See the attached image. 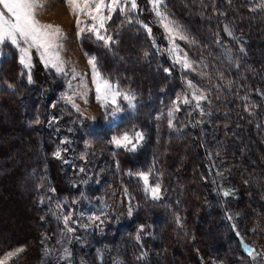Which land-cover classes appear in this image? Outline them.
<instances>
[{
  "label": "trees",
  "instance_id": "1",
  "mask_svg": "<svg viewBox=\"0 0 264 264\" xmlns=\"http://www.w3.org/2000/svg\"><path fill=\"white\" fill-rule=\"evenodd\" d=\"M160 5L163 15L186 37L181 44L193 62L191 68L174 62L159 29L151 23L149 33L139 25L144 16L138 13L139 24L131 15L113 14L106 23L107 35L112 37L108 45L81 37L83 50L94 55L105 79L134 97V109L125 116L128 120L117 122L112 130L133 129L144 136L142 150L134 159L121 148L113 150L117 191L131 208L130 218L122 225L117 224L120 210L113 207L109 221L90 231L80 230L81 218L73 214L82 207L78 203L89 200L97 208L104 206V212L113 203L106 205L108 194L101 193L94 182L82 195L80 180L89 163L78 155L81 149L67 139L65 129L50 126L54 122L49 117L57 118V111L50 108L56 91L51 93V86L44 93L39 82L26 86L16 54L4 46L10 55L0 66V110L15 114L11 130L0 128V142L6 135L21 133L7 149L0 144V190L9 182L7 193L22 180L23 203L34 225L22 236L0 237V257L14 248L24 249L8 264H235L234 255L226 251L210 256L202 250L206 242L198 231L208 216L241 255H248L244 244L256 255L263 254L251 241L248 227L264 219V4L259 0H163ZM223 23L231 28L235 41L225 36ZM124 55L133 59L124 60V68L115 65ZM145 73L148 76L141 78ZM194 91L206 97L200 108L192 100ZM185 97L190 103L182 102ZM59 110L73 114L65 105ZM62 120L70 126L69 116ZM82 130L85 135L95 131L88 125ZM16 151L18 164L5 163ZM147 166L160 185L159 198H153L137 176ZM222 186L231 193L222 195ZM226 210L235 216L242 241L225 223ZM65 216L71 217L68 227L73 232L67 231ZM160 221L163 227L157 226ZM47 248H55L54 254ZM175 251L177 259L171 256Z\"/></svg>",
  "mask_w": 264,
  "mask_h": 264
},
{
  "label": "rangeland",
  "instance_id": "2",
  "mask_svg": "<svg viewBox=\"0 0 264 264\" xmlns=\"http://www.w3.org/2000/svg\"><path fill=\"white\" fill-rule=\"evenodd\" d=\"M162 1L163 0H161L160 4L162 3ZM259 1L264 4V0ZM105 2L109 3L110 0H105ZM136 4L137 8L135 10L131 9L130 3L123 4L125 11L121 12L120 8L118 7L116 11L111 13V17L116 12H121L124 15L133 16L134 20L136 21L137 13L140 17H142L143 15L144 17H142V21L140 20L139 22L141 24H139L137 21L136 22L139 25H142V27L144 26L143 28L147 29V31L148 29H153L151 23L159 29L158 32L162 35L163 40L166 42L168 52L170 56L175 60L174 62H176L177 57L183 59L186 55L188 61L191 63V65H193V62L188 58L187 52L181 44V42L185 39H180L179 36H176L174 39L169 38V33L166 31L163 24L161 23V17L157 16L156 11L154 10V5L151 0H136ZM160 4L159 11L161 12ZM104 14L106 16L109 15L107 10H105ZM163 16L166 17L165 15ZM38 18L43 22L58 24L64 30L65 38L61 41V43H63L64 45V49L61 52V56L65 61L64 71L57 72L54 68L50 66L45 67L35 49L30 50L32 64L31 69L25 68L20 63L19 49L14 45H11L9 42L0 45V66L1 63L4 62L5 57H7L9 54L8 50H5V48H7L5 45H8L12 48L10 49L12 53L16 54V62L20 64L21 72L25 74V79H23V81L25 80L24 83L26 86H37V83L39 82L40 84L38 85V88L40 87L39 89L46 94L51 86L54 88V90L50 88L51 93H54V91H56V96L51 102L50 108H53L57 111V118L53 116L49 117V120L54 122L51 123L50 126H53V128H55L56 130L65 129L68 133L67 139L69 141L72 140L74 144L79 145L78 148L81 150L78 151V155L81 157V159L85 161V163H89V170H86L87 173L83 174L84 177L80 180L82 195H87V187L92 188L91 183L94 182L101 190V193L108 194V198L105 200L106 205L111 202L113 203L110 205V208L107 210V212L102 211V208H105L104 206L97 208V206H95V204L91 203L89 200H85L83 203H78L82 207H77L73 214L76 218H81L79 225L80 230L88 231L93 226L98 227L101 223H104V221H109V217L114 214L113 207H116V209L119 208L120 212L118 215L121 218H119L117 224L122 225L126 219L130 218L131 215H129V209L131 208L130 206H127V201H124L123 196L117 191L116 180L118 181V178L116 176L117 169L115 165L116 162L114 159L116 158V155L113 153V150H116L117 147L112 143V137L120 136L125 132H128L129 134H134L138 130L134 132L133 129L123 131V129L118 128L116 130H112L113 127L111 126H113L117 122H126L128 120L125 116H128V113H131L134 109V97L128 92L120 91L115 84L109 81L117 88L121 95L116 97L115 104H113L111 102V99H109L103 107L101 106V103L96 98L95 85L93 84L92 68L88 63L89 58L93 57L94 55L91 53L90 55L86 53L82 48L83 46L81 45V37L83 35L86 38L85 41H92L94 40V38H97L95 34L88 31H85L79 37L77 36L75 17L71 15L67 6L63 3V0H50V6L46 10L42 11L39 14ZM81 19L85 22V24L90 25L93 23L87 16H81ZM147 19L149 21H147ZM108 20L106 21V23L108 22ZM165 22L171 21L166 17ZM106 23L104 29H101V34L108 36L106 31ZM145 23H150V26ZM145 25L147 27H145ZM171 26L176 27L172 22ZM222 28L223 33L227 38L233 41L236 40L234 34L231 31V28H229L226 23H223ZM229 32H231V35H229ZM174 46L177 48V51L175 53L172 51ZM238 47L241 49V51L244 52V48L240 44L238 45ZM119 59L120 60H117L116 62L114 61V64L124 68L125 65L123 61H130L133 59V57L129 59L128 56L124 55V57H119ZM179 64L182 65V63ZM97 70L99 71L101 77L105 79L98 67ZM193 70L196 69L193 68ZM29 71L31 72L32 83H29L28 81L27 73ZM142 75L141 78L148 76L147 73ZM124 94L130 95L132 97L131 101L125 100ZM259 96L262 97L261 95ZM69 97H71V101H69ZM64 105L68 106L69 109L73 112V114L70 115L66 111L65 114L62 110H59V107ZM73 105H76V107H74ZM27 106H29V104ZM77 107L79 108V111H77ZM117 108L119 109V111H117ZM4 112L5 111L3 109L0 110V128L3 127L7 128V130H11V119L13 118L15 112H12V114H7L6 112ZM205 112L209 114L208 110H206ZM61 113H63V115ZM63 116H69L70 126H64V124L68 125V122H64L62 120ZM86 125H88L89 128L95 130L94 134L85 135L86 132L82 129L86 127ZM20 133L21 131H17L16 133L6 135L3 139L4 141L0 142V144L5 149H7L9 142L14 140L17 141V138ZM143 141L144 138L142 141H140L134 151H128L124 148L121 149L127 151L129 153V157L131 159H134V155L136 154V152L138 150H142L141 146L143 144ZM14 155H19V152H14L12 156L10 155V159L5 158L4 162L8 165H11V163L9 162L10 160H14ZM141 158L143 160L142 156ZM16 164H18V162L14 160L13 165L15 166ZM80 167L81 166H79V168ZM8 169L9 166L5 167L3 171H6ZM83 172H85V170ZM142 172L149 174L148 186L154 187L157 183L153 179V172L149 169L148 166ZM141 181L144 184V181L142 179ZM21 184L22 180H19L15 189H11L10 191L8 190L7 193H5V189L10 186L9 182H6L1 187L4 188V190H0V237H9L8 240L15 236H22L23 232H25L26 230L31 231L34 228V225L31 223V214L28 211V207L25 202L23 203V190L21 188ZM144 186L146 188L145 184ZM220 192L222 195H224L225 192H228L230 194L231 190L228 187L222 186L220 188ZM149 193L152 195L150 191ZM260 200H263V198L261 197ZM250 208H252L251 205ZM89 210L95 211L96 215L93 214V212H88ZM89 217H99V219L92 221L89 219ZM224 217L225 223L230 226L235 235L238 236L239 240L242 241V238L239 235V228L237 230L235 216L229 210H226ZM210 218V216L205 218V222H203V225L199 227L198 231V235L200 234L199 237L206 242V245H202V250L204 252L207 251L208 254L211 256L212 253L218 252L220 254H224V252L222 251H226L229 256L230 254L234 255V257L236 258L235 264H264V229L261 228V226L264 224V219H262L261 221H258L256 219V221H253L248 227V231L252 239L251 241L255 245L259 246L263 254H260L258 256L256 255L255 251H252L247 246L245 247V252L248 254L246 257L240 254L239 249L236 248L232 240L230 242L227 239L225 231L222 228L219 229L216 225H212L213 223L211 222ZM157 226L163 227L164 222H158ZM5 229L8 230L4 231ZM152 229L153 226L149 225V237H152ZM63 232L65 233L66 231L62 230V233ZM68 241L69 240L67 238V242ZM59 242L60 241H58L57 244H59ZM18 248H14L13 250H9L8 252L15 251ZM52 250V254H54L55 248H47L48 253H50ZM58 250L60 252L63 251L60 246L58 247ZM250 251L251 255L249 254ZM171 256L173 257V259H177L178 252L175 251ZM97 257L100 261L101 253H98ZM80 264L87 263L81 262Z\"/></svg>",
  "mask_w": 264,
  "mask_h": 264
},
{
  "label": "snow or ice",
  "instance_id": "3",
  "mask_svg": "<svg viewBox=\"0 0 264 264\" xmlns=\"http://www.w3.org/2000/svg\"><path fill=\"white\" fill-rule=\"evenodd\" d=\"M151 2L154 5L157 16L161 17V23L169 33V38L174 39L176 36H179L180 39H186L178 27L171 26V22H165L166 17L159 11L161 0H151ZM63 3L67 6L71 15L75 17L77 36L79 37L82 33L88 31L95 34L98 40L104 41L105 45H108L112 41V37L102 35L101 29H104L106 21L111 18V13L116 11L118 7L121 12H124L123 4L127 3H130L132 10L137 8L136 0H123V3L122 0H110L109 3H106L105 0H63ZM49 6L50 0H0V45L9 42L11 45L17 47L20 51V63L27 69H31L32 67L30 50L35 49L45 67L50 66L57 72H63L65 61L61 56V52L64 49V45L61 41L65 38L64 30L58 24L43 22L38 18L39 14ZM105 10H107L109 15L106 16L104 14ZM81 16H87L93 23L90 25L85 24ZM145 27L147 26L145 25ZM148 31L151 32V29H148ZM229 35H231V32H229ZM172 51L175 53L177 48L174 46ZM176 62L182 63L184 68L192 67L186 55L183 59L177 57ZM88 63L92 68L93 84L95 85L97 100L101 103L102 107L109 99L115 104L116 97L121 95V93L109 80L101 77L97 70L95 57L89 58ZM27 75L29 83H32L31 72L29 71ZM189 87H193L190 81ZM197 91L193 92L192 100H195L196 107L200 108V102L205 100L206 97L203 93L197 94ZM124 99L131 101L132 97L124 94ZM69 101H71V97H69ZM182 102L184 104L190 103L187 97ZM73 106L76 107V105ZM77 111H79L78 107ZM117 111H119L118 108ZM39 122L37 118L36 123ZM143 138V133L139 131L134 134L125 132L120 136H113L112 143L117 148L134 151ZM55 155L59 157L60 153L56 152ZM80 171H84V169L81 168ZM137 175L144 181L146 191H150L153 198H159L160 185L156 184L154 187H149V174L140 172ZM224 195L227 196L229 193L225 192ZM129 215H131V209H129ZM70 219V216H65L64 224L68 232H73L74 229L68 227ZM89 219L95 221L99 217H89ZM142 230L143 228H141ZM139 239L138 234L137 240ZM23 250V248H18L15 251L6 253L0 258V264H8L12 257ZM249 254L251 255V251Z\"/></svg>",
  "mask_w": 264,
  "mask_h": 264
}]
</instances>
